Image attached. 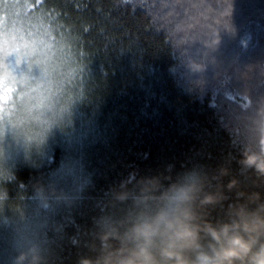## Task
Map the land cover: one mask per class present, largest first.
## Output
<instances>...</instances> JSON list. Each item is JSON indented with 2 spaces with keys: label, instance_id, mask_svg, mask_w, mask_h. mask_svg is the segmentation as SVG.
<instances>
[{
  "label": "trees",
  "instance_id": "trees-1",
  "mask_svg": "<svg viewBox=\"0 0 264 264\" xmlns=\"http://www.w3.org/2000/svg\"><path fill=\"white\" fill-rule=\"evenodd\" d=\"M225 228L264 259V0H0V264H198Z\"/></svg>",
  "mask_w": 264,
  "mask_h": 264
},
{
  "label": "clouds",
  "instance_id": "clouds-1",
  "mask_svg": "<svg viewBox=\"0 0 264 264\" xmlns=\"http://www.w3.org/2000/svg\"><path fill=\"white\" fill-rule=\"evenodd\" d=\"M258 166V165H257ZM220 246L214 251L212 256H203L198 258V264H239L240 257L238 252L242 249L246 241L239 235H229L228 229H222L213 235ZM167 249L165 250V253ZM170 264H185L178 253L168 255ZM150 264V262H146ZM257 264H264V259L258 260Z\"/></svg>",
  "mask_w": 264,
  "mask_h": 264
},
{
  "label": "snow or ice",
  "instance_id": "snow-or-ice-1",
  "mask_svg": "<svg viewBox=\"0 0 264 264\" xmlns=\"http://www.w3.org/2000/svg\"><path fill=\"white\" fill-rule=\"evenodd\" d=\"M5 100H7V91H5Z\"/></svg>",
  "mask_w": 264,
  "mask_h": 264
},
{
  "label": "rangeland",
  "instance_id": "rangeland-1",
  "mask_svg": "<svg viewBox=\"0 0 264 264\" xmlns=\"http://www.w3.org/2000/svg\"><path fill=\"white\" fill-rule=\"evenodd\" d=\"M237 34H235V36H236ZM23 115H25V114H23Z\"/></svg>",
  "mask_w": 264,
  "mask_h": 264
}]
</instances>
